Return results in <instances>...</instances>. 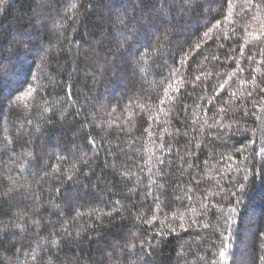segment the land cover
<instances>
[{"label":"trees","instance_id":"1","mask_svg":"<svg viewBox=\"0 0 264 264\" xmlns=\"http://www.w3.org/2000/svg\"><path fill=\"white\" fill-rule=\"evenodd\" d=\"M0 264H264V0H0Z\"/></svg>","mask_w":264,"mask_h":264}]
</instances>
